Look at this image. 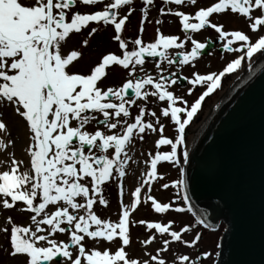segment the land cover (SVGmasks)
Returning <instances> with one entry per match:
<instances>
[{"label":"snow or ice","instance_id":"6c2138e0","mask_svg":"<svg viewBox=\"0 0 264 264\" xmlns=\"http://www.w3.org/2000/svg\"><path fill=\"white\" fill-rule=\"evenodd\" d=\"M132 2L0 0V153L7 156V161L0 160L3 166L0 167V209L14 210L20 205L19 211L29 214L27 223H17L12 216H4L0 223V233L4 236L0 250L12 264H56L58 257L59 264H167L160 253L167 251L171 242L191 248L201 238L196 233L191 240L183 239L182 233L191 229L188 224L172 230L173 221H132L130 214L141 203V189L145 185L150 189L151 181L158 177L159 162L181 164L178 146L184 144L185 128L205 97L220 87L221 78L239 69L244 58L251 61L259 54L258 59H264V0H213L207 6L196 8L194 13L181 9L185 5L196 6L197 0H163L165 5L176 7H161L160 14L178 18L183 38L157 28L155 38L149 42H144L142 35L131 41L123 37L126 21L133 11ZM153 3L154 0H143L141 34L148 8ZM78 4L94 10L81 12ZM98 4L102 7L96 9ZM124 8L127 12L122 14ZM229 13L245 19L254 41L241 30H223L222 24L211 19L214 14ZM156 23L162 21L158 19ZM90 25L94 26L87 31L82 46H88L89 38L101 26H111L113 35L109 39L117 43L119 53L102 54L98 62L83 72L79 70L83 53L75 49L65 51L64 45L71 34H82ZM206 27L214 29L218 39L224 41L222 48L226 52L241 55L227 62L219 73L193 72L190 77H183L191 85L188 94L197 85L204 87L189 107L188 101L170 88L181 78L179 69L194 67L206 48L208 41L200 42L192 35ZM237 42L239 46L233 47ZM146 56L159 57L155 77L144 70ZM163 63L176 65L178 71L165 75ZM113 67L124 70L126 78L117 87L102 88L108 70ZM138 67L141 74H137ZM150 97L161 104L159 116L146 107ZM137 100L143 103L137 104ZM133 105L137 107L134 116L130 111ZM146 116L154 121L146 120ZM161 117L174 125V138L164 135ZM9 121L27 130V144L22 149L27 162L9 151L17 147ZM91 121L97 124L92 132L86 130ZM101 125L105 131L100 129ZM145 134H158L154 141L157 151L148 154L149 159L145 161L148 171L142 173L141 182L131 192V202L124 204L123 178L131 159L127 148L134 139L143 141ZM161 146H170V150L160 151ZM188 162L189 153L184 151L183 163ZM180 172L181 179L171 183L183 189V166ZM112 181H118L120 197L117 221L102 219L94 211L97 201L107 207L103 186ZM176 198L189 204L186 194L182 197L178 194ZM149 201L155 213L170 209L185 211L179 205L173 208L172 204L158 202L146 194L144 203ZM188 211H192L191 206ZM134 223L154 229L139 241L145 248L156 240L157 233L167 234L170 239H163V247L157 248L155 254L145 251L147 259L131 258L126 248L131 244L130 225ZM197 223L211 227L203 218H197ZM59 235L66 239H57ZM117 238L120 245L115 251L98 247L101 242L112 244ZM210 256L209 252H201L194 259L178 255L174 264H198L201 257Z\"/></svg>","mask_w":264,"mask_h":264},{"label":"water","instance_id":"95a60500","mask_svg":"<svg viewBox=\"0 0 264 264\" xmlns=\"http://www.w3.org/2000/svg\"><path fill=\"white\" fill-rule=\"evenodd\" d=\"M261 64L220 104L221 109L197 139L185 171L192 205L209 224L223 221L226 227L215 264H264V62Z\"/></svg>","mask_w":264,"mask_h":264},{"label":"rangeland","instance_id":"374dc122","mask_svg":"<svg viewBox=\"0 0 264 264\" xmlns=\"http://www.w3.org/2000/svg\"><path fill=\"white\" fill-rule=\"evenodd\" d=\"M104 2H108V0H104ZM211 2H213V0H197L196 6L197 5L206 6L207 4H210ZM77 7L79 8L80 11H82V10L90 11V10L94 9L92 7V8H87L85 10V8L83 9V6L79 5V4L77 5ZM97 7H102V4H98L95 6V8H97ZM194 7L195 6H192V10L195 9ZM126 9L127 8H124L122 10V12ZM73 10L75 11L76 9L74 8ZM153 15H155V14H153ZM227 16L228 15H224V17H221V16L214 15V16H212L211 19L214 23H217L219 21L221 22V19L223 20ZM230 16L232 17V20H228V21L224 22V25L227 29L228 28H242V29H244V31L247 30V26L245 25L246 21L244 18L238 17V16L234 17L232 15H230ZM171 18L173 19V17H171ZM137 19H138V14L133 13L132 18H130L128 24H126L124 32H123V37L126 40L131 41V40L135 39L137 37V35H140L139 33H137V29H138L137 28V22H138ZM150 19H151V17H150ZM170 25H171V23L169 25L163 24L162 30L166 33H172L173 32L172 25L171 26ZM143 26H144V24H143ZM148 26H147L146 30H149ZM109 27H111V26H109ZM157 28H159L158 25H156L155 27H152V29H155V30ZM89 30H90V28L84 29L82 34H71L70 38L67 40V43L64 45L65 51H70V50L75 49V50H79L83 53V59L81 60L80 66H79V70L83 71V72H87L90 66H92L96 62H98V59H99L98 57H99L101 52L113 51V52L119 53L117 43L113 42L109 39V37L111 35H113L111 32V29L110 28L107 29L103 26H101L100 31L97 34H94L93 37L89 38L88 46H86V47L82 46L81 41L84 38H87L86 33ZM144 32H146V31H144ZM205 34L206 35L208 34V35L204 36V37H206V38L208 37V40L210 41V43H214L215 45L212 46L210 48L211 50L209 49V51L207 53H202L200 55V61L197 62V65L200 68L198 70L206 71V72H204V74L209 73V72H214V71L217 72L222 66L226 65V64H224V62L222 60H220V59L218 60V58L221 57L223 55V53L216 54L214 52L217 50V48H222L223 42L220 40H218V42H212L214 40L213 37H215V35H213L211 32H206ZM134 36H135V38H134ZM196 36L199 38L203 37V35H200V33H198ZM154 38H155V34H154L152 39L146 38V36H144V37L142 36V39L144 42H149V41L153 40ZM129 47L131 48L132 45L129 44ZM187 47L190 48L191 45H188ZM241 63H242L241 69L247 65L252 64L251 61H249L248 59L241 61ZM182 68H184V67H182ZM182 68L179 69V72L182 71ZM188 69L190 70L191 68L189 67ZM198 70H195V71H198ZM198 73H200V72H198ZM200 74H202V73H200ZM108 75H109V78H108ZM236 76H238V74L236 75V73H234V75H231V77L226 78V81H224L222 84L223 87L220 90V92H217V94L210 96L209 99L204 101L202 107L200 108V111L198 113H196V115L192 119L193 121H192L191 125L188 128H186L185 132H187V133H186V136L184 137V144L180 145V149H181L180 150L181 151L180 152L181 153L180 161H181V163L183 160V152L184 151L188 152L190 149V146H191L190 140L193 137V135L195 134L194 133L195 131H192V130L196 126H198L200 124V122L205 120L204 119L205 116L208 115V113L210 112V109L212 107H214L216 101L221 97V95L227 89H229V87H231V83L233 80H235ZM125 77L126 76L124 74H122V69H120L119 67L110 68L108 70V74H107L106 79L103 80V84L101 85V87L102 88L108 87V86L117 87L119 85V83L122 81V79H124ZM180 85H183V84H180ZM198 86L199 85H197L195 88H193V90L194 91L197 90L199 88ZM233 88H235V87H232L231 89H233ZM194 91H192V93H194ZM192 96H195V94H188L184 98L187 100V99H191ZM213 113H214V111H213ZM98 118H101V117H98ZM145 119L146 120L148 119L147 116ZM149 119H151V118H149ZM152 119H154V118H152ZM208 122H209V120H208ZM171 123L172 122L169 119L165 118L164 135L169 137V138H174L176 135V132H175V129L170 127ZM9 124L11 127L12 136L17 141V147L15 149L10 148L9 151H13L15 153L17 159H24L25 162H27L26 155L22 154V149L27 144V130L22 125L14 126L12 121H9ZM96 128H97V124L95 121H91L88 125H86V130H88L90 132L95 131ZM100 129L102 131H105V129L103 128L102 125L100 126ZM117 131H118V129H117ZM197 134H201V131H199V133H197ZM156 136L157 135H155V134H145L143 141H140L139 139H134L133 142L127 148V154H128V156L131 157V159L129 160V163L125 166L126 176L123 178V191L124 192L126 191V195H125L126 200L123 201L124 204H129L130 193L132 192V189L134 191L135 187L141 182L142 173L143 174L147 173V170H146L147 164L145 163V161H147L149 159L148 154L151 153L152 148H153V144L151 142L153 141V139ZM138 141H140V142H138ZM136 146H137V149L133 150ZM162 151H164V150H162ZM0 160L7 161V156L3 153H0ZM133 161H135V163H133ZM171 166H172V164H170V167ZM0 167H3V166H0ZM163 169L166 170L168 168H163ZM177 175H178V172H177ZM177 175H174V173H173V176L177 177ZM173 181L174 180L172 178H170V180L167 181V184L169 186H168V188H166L164 195L162 192H157V194L156 193L155 194L156 195H163L162 199L165 201H163L161 203H170L173 205V208L176 205L183 207L181 199L176 198L178 193H179V190H178V186H176V187L172 186L171 182H173ZM159 184H160V182H157V181H155L153 183V186L155 187V189L159 190V187H160ZM162 184H164V181ZM106 185H108L109 189L104 191L103 196L109 203H108L107 207L100 205V209L98 211L100 212L103 219H110L111 218L110 216L112 214H114L115 212L117 213L118 211L120 212L119 203H117V206H115V203H114L115 192L118 190V181H112V182L107 183ZM144 192L145 193L149 192L148 185H145V187L143 188V193ZM155 194L153 192H149V194H147V195H151L154 198H158ZM150 204H151L150 201L147 202V205H150ZM19 207L20 206L16 207L14 210H7V211L0 209V223L3 222L4 216H12L14 221L17 223H27L29 214L26 212L19 211ZM97 207H98V204L96 203L94 205V211L95 212H96ZM150 211L151 210H149L147 208H145L144 210H140L136 214L135 219L140 220L142 218L148 217L149 218L148 220H150V219L160 218L161 214H157L158 216H151V215H149ZM170 211H172V209H170ZM178 213H183V216L173 217L177 221L178 225L180 223H183L184 221H186V224L194 227V224L197 223L195 221V219L187 211L178 212ZM191 213H192V211H191ZM169 214L172 215L171 213H169ZM165 218H166V215H165ZM116 219H117V214H115L114 219L112 221H116ZM162 220L164 221L165 219H162ZM169 221H173V220L169 219ZM137 224H139V223H134V227H133V229H131L132 240L133 241L137 240V242L134 243L133 241H131L130 246L126 248V251L128 252L129 257L131 256L132 258H137V259L143 260V259L148 258V257L144 256L145 251H147L151 254H155L157 248L163 247L162 240L167 238V237L164 238V236H166L167 234H165L164 236H161L160 234L157 233L156 234V240L150 246L145 248V246H143L139 241L146 239L149 234L154 232V229H147L146 225H142V227H140L138 229ZM222 227H223V225L220 224V228L216 227L213 230H210V229L205 230V231L202 230V232H201L202 240L197 242L194 249H193V247L189 248V247H187L181 243H178V242H177V245L174 246V242H173V244L169 245L168 250L160 253V255L162 258H164L167 261V264H174L175 257L178 255H183V254L185 255V253H186V255H188L190 258L194 259L201 252H209V253H211L210 257H203V259H202L203 262H198V264H209L212 261V259L214 258V254L216 251V249L214 248L215 243L218 239L217 237L221 233ZM142 228L144 230H147L148 232L146 231L147 233L145 234L144 231L142 230ZM172 230H178V229L172 227ZM188 233L189 234L185 235L184 239L191 240L190 237L192 238L195 236V228L190 229V231ZM57 239H66V236L59 235V236H57ZM3 243H4V236L2 233H0V244H3ZM119 245H120V243H116V242H114L112 244L101 242L98 245V247L100 249L107 247L110 250L115 251V249L117 247H119ZM0 264H12V261L9 260V258H7L4 255L2 250H0ZM56 264H59V260H56Z\"/></svg>","mask_w":264,"mask_h":264},{"label":"bare ground","instance_id":"6f19581e","mask_svg":"<svg viewBox=\"0 0 264 264\" xmlns=\"http://www.w3.org/2000/svg\"><path fill=\"white\" fill-rule=\"evenodd\" d=\"M258 56H259V54H257V56H255V57H253L252 58V64H251V66H246V67H244V68H242L241 69V67L239 68V69H236L234 72H232V74H234V73H236V75L238 74V76H237V78L235 79V80H233L232 81V83H231V87H229V89H227L222 95H221V97L216 101V103H215V105H214V107H212L211 109H210V112L208 113V115H206L205 116V120L204 121H202V122H200V124L198 125V126H196L192 131H195L194 133V135H193V137L191 138V140H190V148H192L195 144H196V142H197V139H198V136L200 135V134H197V133H199V131H202V129L205 127V125H206V122L209 120V118L211 117V115H212V113H213V111L215 112V110L217 109V106L221 103V101H223V99H225L226 97H227V95L232 91V87H237L238 86V84L242 81V79L243 78H246L251 72H252V70L256 67V66H259L261 63H262V61L264 60V59H258ZM240 72V73H239ZM231 90V91H230ZM212 95V94H211ZM207 99V97L203 100V102L201 103V104H203L204 103V101ZM201 108V107H200ZM199 108V109H200ZM200 110H198L197 111V113L199 112ZM194 118V117H193ZM193 121V120H192ZM192 121H190V123H189V125L186 127V128H188L190 125H191V123H192ZM186 128H185V130H186ZM201 129V130H200ZM184 194H186V190H185V188H184Z\"/></svg>","mask_w":264,"mask_h":264}]
</instances>
